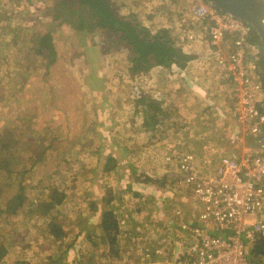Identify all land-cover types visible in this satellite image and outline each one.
I'll use <instances>...</instances> for the list:
<instances>
[{"label":"rangeland","instance_id":"374dc122","mask_svg":"<svg viewBox=\"0 0 264 264\" xmlns=\"http://www.w3.org/2000/svg\"><path fill=\"white\" fill-rule=\"evenodd\" d=\"M110 1L121 15H136L150 28L158 26L153 23L155 13L171 12L170 6L164 5L165 0ZM176 1L178 3L180 0ZM189 2L188 5L192 6L206 1ZM50 3L51 0H0V80L7 90L12 83L4 75L10 70V79L18 85V91L13 94H19L25 101L21 108H36L39 115L35 119L40 120L36 126L37 133L33 132V136L29 134L30 138L27 139L33 141V157L26 161V156L22 153L24 148H20L17 161L8 165L5 160L3 164H8L0 168V243L9 251L1 264H110L106 238L96 225L94 204L98 206L103 194L110 190L112 198L106 195L103 197L104 202H107L109 210L117 212L116 202L122 200L123 195L131 191L133 195L135 192L134 181L130 184L122 183L126 177L125 172L129 180L142 179L149 183L154 182L157 177L161 187L172 188L173 185H166L164 178L167 176L168 180H174L178 175L169 170L165 157L174 149L198 148L199 145L194 143L205 141L202 135L199 136L196 127L188 123L190 120L184 119L185 107L194 106V119H199L202 109L200 103L195 105L187 102L184 97L186 104L180 101L178 106L175 97L173 103L167 105V101H164L166 96L176 93L181 98L186 89L182 85L178 89L174 85L169 88L172 82H169V78H164L165 72H155L158 83L161 78L164 80L160 104L164 116L168 115L170 118H160V134L153 128L148 129L144 113L133 111L134 94L137 91L141 93L143 87L152 86L153 72L142 79L132 78L127 69L128 51L123 47L112 50L106 48L104 42L111 37L105 30H99L93 36L88 35L83 38L82 43L76 42L73 45L71 39L74 34L68 28L54 23L53 14L46 8ZM192 30L197 33L193 26ZM34 33H51L54 38L60 62L50 74H46L43 64L35 62L34 54L29 48H18L14 43L15 38L20 43ZM192 56L201 58L199 55ZM204 58L207 59V56ZM22 66L24 68L20 71ZM198 70L196 67L192 68L191 71L195 74L190 76L193 81L192 89L197 90L203 83L199 76L202 71ZM208 92L211 93V90L208 89ZM203 97L208 101L209 98H214L204 92ZM162 99L165 103H162ZM211 106L218 107L212 102ZM17 109L1 105L0 129L21 126L23 133L30 129L23 130L26 127L20 116L18 120L12 118L19 115H15ZM211 109L205 108L204 113L208 114ZM217 110L226 117L221 108L218 107ZM156 135H160L158 142L153 140L157 138ZM24 136L27 137V133ZM53 137H58L56 145L38 160L41 148L36 147L37 144L42 143L44 147L46 141ZM14 142H21L17 146H22L26 141L15 139ZM194 152L196 153L195 150ZM21 154L24 156L21 157ZM109 156L126 160V163H121L117 169L106 174L103 169ZM6 158L11 161L9 155ZM28 167L33 168L25 172L22 180L26 187L25 205L15 216L8 217L3 205L16 193L21 180L17 176L18 170H26ZM54 187L65 194V200L42 216L38 212V206L43 201L51 202L50 195ZM168 191L164 190L165 195H170ZM178 194H173L174 197L165 196L163 200L166 206L163 210L170 209L176 199L181 203L182 198ZM149 196L151 197L150 194ZM139 199L138 196H132L128 202L132 215L141 228L148 225V229L155 230L154 224L159 222L162 225L160 214L154 206L156 200L146 201L143 198L141 203ZM182 204L186 207L185 201ZM142 210L145 213L142 214ZM121 218L129 219L128 216H120L117 221L121 222ZM52 222L62 228V239L55 240L51 235L49 226ZM132 232L133 229L130 233ZM120 234L119 231V240Z\"/></svg>","mask_w":264,"mask_h":264},{"label":"built area","instance_id":"2783aa9c","mask_svg":"<svg viewBox=\"0 0 264 264\" xmlns=\"http://www.w3.org/2000/svg\"><path fill=\"white\" fill-rule=\"evenodd\" d=\"M188 12L192 22L205 26L200 37L188 33L187 38L209 41L205 62L225 83L224 104L235 121L233 141L239 155H224L204 172L197 155L186 150L174 149L165 157L192 208L187 212L177 204L163 210L166 230L159 222L155 230L144 225L157 235L156 241H139L134 264H258L247 248L264 239V51L250 44L253 28L245 21L204 2ZM174 227L176 235L171 234Z\"/></svg>","mask_w":264,"mask_h":264},{"label":"trees","instance_id":"16d2710c","mask_svg":"<svg viewBox=\"0 0 264 264\" xmlns=\"http://www.w3.org/2000/svg\"><path fill=\"white\" fill-rule=\"evenodd\" d=\"M9 1L15 2L16 0ZM165 4L168 6L176 4L177 6V1L165 0L164 5ZM46 8L53 14L54 23L59 27L68 28L72 34H74L71 39L73 45H76V42L82 43L84 40L83 38L88 35L93 36V34L99 30L107 31L111 38L104 42V46L109 50L123 47L128 51L129 65L127 69L129 75L134 79H142L148 75L154 67H161L167 70L170 75L175 74L176 72L181 74L184 69H186L188 63L194 59V56L184 53L182 39L180 40L179 37L176 38L172 36L169 28L162 26H152V28H150L145 26L136 15L123 16L118 12L110 0H51V3ZM182 12L181 16L185 14V10ZM190 25L197 29L196 32L202 27H205L194 23L190 24V20L186 18L185 26L189 28ZM186 27L185 29L187 31L188 28ZM115 37L117 40H112V38ZM249 42H251V45H262L264 51V46L260 37L254 30L252 31V38ZM14 43L18 48H29L34 54L35 62L43 64L46 67V74H50L54 71L53 69H55L60 62L59 51L54 43V38L51 33H34L28 38L23 39L20 43H18L17 38H15ZM115 44L117 46H115ZM260 67L262 70V73H260L264 85V58L260 62ZM23 68L24 66L20 67V71H22ZM9 72L6 73L7 75H4V78L7 79L9 83H12L7 90L4 89L3 82L0 80V90H3L0 92V108L1 105H9L11 108L15 107V109L18 108L15 115H19L12 118L18 120V117L20 116L21 122H23V125L26 127L23 130L30 129L25 133L22 132L21 126H16L15 128L10 127L4 130L0 129V168L8 163V165H10L17 161L16 159L20 157V148H24L22 153L25 154L26 161L33 157V141H27V139L30 138L29 134L33 136V132L37 133L38 129L36 126L40 121L35 119L36 115H39L36 108L32 110L27 107L21 108L22 104H25V101L22 100V97L19 94H13L18 91V85L17 83H14L13 79H10L12 73L9 75ZM0 73L2 72L0 71ZM184 79L186 78L184 77ZM52 97H54V95ZM159 97L160 96H153L151 92L141 94L137 91L134 94L135 108L133 109L134 113H144L146 119L145 126L148 129H155L157 134H160L158 131L161 129L160 118H163L164 120L165 117L170 118L168 115L164 116L161 110V99ZM162 103H165L163 102V99ZM1 131H4L5 133H2ZM26 133L27 137L24 136ZM159 136L160 135L153 140L158 142ZM104 137H107L108 139V136L105 135ZM57 138L58 137H53L48 139L44 147L42 143L37 144L36 147L40 146L41 148L39 150L40 156L38 157V160L42 159L45 154L56 145ZM15 139L26 142H24L22 146H17V144L21 142H14ZM103 141L107 142L109 140ZM8 155L9 158H11V161L6 158ZM23 156L24 155L21 157ZM5 160L8 161V163L3 164L5 163ZM121 163H126V160H120L114 156H109L103 169L104 173L107 174L114 169H117L121 166ZM32 168L33 167H28L26 170H18L17 176L20 177L21 180L17 185L16 193L9 200L5 201L6 205H3L8 213V217L15 216L20 208L25 205L26 187L23 185L22 180L25 172ZM125 174L126 177H128L126 172ZM0 175H2V172H0ZM54 184L55 186L57 185L56 183ZM52 189V195H50L51 202L43 201L38 206V212L42 213V216L49 213L52 209L57 208L65 200V194L58 192L57 187ZM106 195H112L110 190L107 194L104 193L103 197ZM103 197L98 206L94 204L93 212H96L97 215L96 225L102 230L103 235L106 238V247L108 248L107 254L109 261L112 262L115 256L119 253L120 226L116 214L108 209L107 202H104L105 197ZM177 204L182 205L179 202ZM49 230L55 240L63 238V230L57 226L56 223L52 222L49 226ZM247 252L258 264H264V239L250 244L247 248ZM8 253V249L4 248L0 243V264L7 257Z\"/></svg>","mask_w":264,"mask_h":264},{"label":"crops","instance_id":"0c3cea01","mask_svg":"<svg viewBox=\"0 0 264 264\" xmlns=\"http://www.w3.org/2000/svg\"><path fill=\"white\" fill-rule=\"evenodd\" d=\"M185 1H188V3H190L189 0H180L177 3V6L176 4H172L169 7L171 11L170 13H165V14L161 12L160 14L155 13L156 16L153 18L154 20L153 23L158 25V27L162 26V27L169 28L172 36L176 38L179 37L180 40L182 39V43H183L182 47L184 48L183 50L186 54L199 55L201 58L198 59L199 57L194 56V59L188 63L186 69H184V71L181 74L176 72L175 74L170 75L167 70L161 67H154V69L150 71L151 74L153 72L152 75H153L154 83H152V86H148L149 88L143 87L141 94H146L148 92H151V94L155 97L161 96L162 95L161 90H164V87H165L164 84L162 83L164 82V80H161L162 79L161 78L158 83V80H156L154 73L155 72L157 73L165 72L163 74L165 75L164 78H169V82H172L169 88L172 85H174L175 88L178 89L182 85L186 89L184 91L185 94L181 96V98H179V95H177L176 93L171 94L170 96L169 95L166 96L164 98V101L165 100L167 101L168 103L167 105H169V103H173V100L175 99V97L178 100L177 101L178 106L180 105V101H184L185 102L184 104H186V100L184 98L188 100L187 102L190 101L191 103H194L195 105L200 103V107L202 109L201 111L202 115L199 117V119H194L195 112H196V109H194V106L185 107L184 112L186 113H184L185 115L184 119L190 120V122L188 123L191 126L194 125L196 127L195 129L198 130L199 136L202 135L201 137H204L205 139V141L202 143H197V144L196 142L194 143V145H199L197 146L198 148L190 147V149L186 150L189 153H193L197 155V158H196L197 164L200 167V170L204 172L205 170H208L209 165H211V163L215 164L217 160L221 158L222 156L236 155V154L239 155V154L236 150L237 148L233 141V136H234L233 131L235 129L234 128L235 122H234V119L230 116V113L228 112V110L226 109L227 106H225L224 104V100H225L224 95H225V90H226V88H224L225 83L221 79L218 78L217 72L214 66L209 63L207 65V63L205 62L208 58L205 59L204 56L208 57L209 50H210L209 41L207 40L190 41L187 38L188 33H193L194 35L200 37L201 34H203V28L199 29L197 33H194L191 25L189 28L185 26L186 18L190 20V18L187 15V13H189L188 10L190 8V5H188V3ZM183 10H185V14L181 16V14L183 13L182 12ZM157 19H159V21H157ZM191 23H194V22L190 20V24ZM185 27L188 28L187 31ZM193 46H195L196 48ZM194 67H196V69H199L198 72L202 71L200 73L201 75L199 76L201 77L203 83H201V86L198 87L199 90H197V88L192 89L191 82L193 81L190 79V76L195 74L193 73V71H191L192 68ZM199 76L197 78H199L200 80ZM184 77L186 79H184ZM213 87H215L216 90ZM208 89L211 90V93L208 92ZM203 92L204 94L208 93L209 95H213L214 98L213 99L209 98L210 101H208V99H205L203 97ZM211 102L214 104V106H218L219 108H221L223 113L226 114V117H223L221 115L222 113H220L217 110L218 107L214 108L213 106H211ZM207 107H211L212 109L208 110V114H205L204 113L206 111L205 108ZM181 109L182 110L184 109L183 106ZM124 132H126V129H124ZM194 150L196 151V153L194 152ZM164 179H166V182H165L166 185H173V187L169 189H165V186L161 187L160 184H158L159 178L157 177L155 178L154 182H150L149 184H147V182H145L142 179L129 180L128 177H125L123 179L122 183L125 182V183L130 184L132 181L135 182V189H134L135 192L133 195H131L132 191L129 194L123 195L122 200L116 202V207H117L116 209L117 212L115 213L116 216L117 217H120V216L127 217L128 216L129 219L126 220V218H121L125 224L122 225V227H120L121 228V231H120L121 238L119 240V246H118L119 253L118 255L115 256L113 261L110 262V264H134L136 261V257H137L135 253V249L139 241L144 240L146 238H149L148 242L156 241L157 235L155 234L154 236L150 237L148 235V231L145 230L144 228H141L139 226V222L132 215V212H131L132 208L128 205V202L132 199V196L135 198L137 196L142 199L144 198L146 201H148L149 199H152V201H154L153 199L156 200V202L154 203V206L157 212L160 214V217L164 219V221H161L162 223L161 226L165 230L168 229V224H167L168 218L164 216V214L166 215V212L163 211L164 207L166 206L163 200L165 199V196L174 197L173 194L177 195L179 193L180 198H182L181 200L185 201L186 207L189 208V209H186L185 205H183L181 201V204L184 207L185 211L188 212L192 208L191 201L188 198V196L176 187V180H170V179L168 180L167 176ZM158 188L159 189L162 188V189L159 190ZM164 190L165 191L169 190L168 193H170V195L168 194L165 195ZM149 194L151 195V197L149 196ZM177 203H178V200L176 199V202L173 201L171 207L177 205ZM141 212L142 214L145 213L144 210H142ZM189 216L190 215L188 214L187 218ZM131 229H133L132 233H130ZM177 232H178V229L175 227L171 230V234L173 233L176 235ZM160 237L162 238L163 236L160 235Z\"/></svg>","mask_w":264,"mask_h":264},{"label":"water","instance_id":"95a60500","mask_svg":"<svg viewBox=\"0 0 264 264\" xmlns=\"http://www.w3.org/2000/svg\"><path fill=\"white\" fill-rule=\"evenodd\" d=\"M221 12L248 23L264 46V0H205Z\"/></svg>","mask_w":264,"mask_h":264},{"label":"clouds","instance_id":"9594fccd","mask_svg":"<svg viewBox=\"0 0 264 264\" xmlns=\"http://www.w3.org/2000/svg\"><path fill=\"white\" fill-rule=\"evenodd\" d=\"M205 3H207V2H205ZM209 4V3H208ZM191 7V6H190ZM261 47H262V45H261ZM263 48V47H262ZM185 53V52H184ZM186 54V53H185ZM140 93V92H139ZM142 93V92H141ZM160 98V97H159Z\"/></svg>","mask_w":264,"mask_h":264}]
</instances>
